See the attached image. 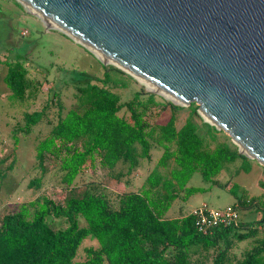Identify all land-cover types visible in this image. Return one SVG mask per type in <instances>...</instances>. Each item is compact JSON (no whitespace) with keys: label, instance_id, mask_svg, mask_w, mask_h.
Listing matches in <instances>:
<instances>
[{"label":"trees","instance_id":"16d2710c","mask_svg":"<svg viewBox=\"0 0 264 264\" xmlns=\"http://www.w3.org/2000/svg\"><path fill=\"white\" fill-rule=\"evenodd\" d=\"M22 60V57L3 60L6 66L3 81L10 90L9 98L17 101L35 99L40 87V82L29 76ZM103 70L102 77L94 82L77 86L75 107L59 115L49 135L39 140L35 152L37 165L44 171L45 157L56 158L63 188L70 191L87 165L96 161L99 166L113 170L122 163L131 173L140 158H152L150 150L154 145L162 149L155 168L138 190L129 189L119 196L117 208H111L107 197L96 191L97 185L96 190L71 194L63 202L44 194L21 202L1 218L0 264H204L200 259H192V255L198 249L214 248L218 251L211 264H264V238L241 259H232L228 252V237L233 234L239 241L250 237L264 216L257 224L239 221L236 226L216 227L210 234L198 231L189 213L174 218L166 216L175 199L185 200L205 189L187 187L195 171H200L204 180L216 182L214 177L223 165L236 159L242 160L239 170L249 171L248 157L240 154L231 141L218 142L213 148L207 146L194 119L195 103L189 105L190 114L180 127L176 126V110L182 106L158 100L151 92L135 91L121 103L119 94L109 86L120 80L110 71L128 74L112 65L104 66ZM158 105L169 106L170 114L163 121L151 123L148 112ZM122 107L126 112L121 115ZM42 116L43 111L25 113L24 130L29 131ZM204 123L214 139L219 130ZM170 161L173 167L167 174L161 173L159 167L167 168ZM41 185L42 177L32 178L28 183L29 188ZM227 188L246 206L259 203L264 212V199L243 200L235 184ZM79 215L86 220V226L79 225ZM50 216L63 218L66 226L54 228L47 220ZM242 229L247 230L240 232ZM88 237L96 239L98 247H88L86 258L76 260L80 245Z\"/></svg>","mask_w":264,"mask_h":264},{"label":"water","instance_id":"95a60500","mask_svg":"<svg viewBox=\"0 0 264 264\" xmlns=\"http://www.w3.org/2000/svg\"><path fill=\"white\" fill-rule=\"evenodd\" d=\"M16 1L264 167V0Z\"/></svg>","mask_w":264,"mask_h":264},{"label":"rangeland","instance_id":"374dc122","mask_svg":"<svg viewBox=\"0 0 264 264\" xmlns=\"http://www.w3.org/2000/svg\"><path fill=\"white\" fill-rule=\"evenodd\" d=\"M16 57H22L29 76L40 82L35 99L17 101L9 98L10 90L3 81L6 72L3 60ZM109 65L103 64L90 50L60 30L47 28L40 18L26 10L18 1L0 0V223L4 214L14 211L21 202L32 200L40 194L47 195L56 202H63L64 198L71 194L82 195L86 189L96 190V185L99 189L96 191L107 197L110 207L117 208L119 196L129 189L138 190L144 182L146 173L155 168L162 149L154 145L150 150L152 158L150 160L140 158L136 172L129 173L127 166L122 163L116 165L113 170H108L95 161L93 165L85 167L70 191L63 188L62 173L56 158L49 155L45 157L44 171L37 165L35 159L37 143L49 135L59 115L75 107L77 86L94 82L97 77H102L104 66ZM110 74L120 80L109 86L119 94L121 103L129 100L135 91L139 90L143 94L150 92L143 82H139L129 74L127 76L114 71H110ZM151 93L155 94L158 100L169 101L158 93ZM32 111H43V116L26 132L24 115ZM125 112L124 107L119 111L121 115ZM169 114V106L162 108L158 105L150 109L147 119L151 123L163 121ZM189 114L190 106L177 109L176 126L182 125ZM194 119L198 124V133L204 137L209 148H213L218 142L231 141L222 131H218L213 139L208 134L205 121L198 112ZM15 137L18 141H15ZM248 159L249 171L239 170L242 160L236 159L223 165L220 173L214 177L216 182L204 180L200 171H195L187 182V187L205 189L190 195L185 200L181 197L175 199L172 207L178 205L182 212L186 213L202 203L216 209L235 206L239 221L257 224V221L264 216L260 204L246 206L245 201H240L227 188V185L235 184L243 200L245 197L264 199V167L255 160ZM173 165V161H170L167 168L159 167V170L167 174ZM36 177H42L41 187L29 188V181ZM62 219L50 216L47 220L54 228H63L66 222ZM78 223L81 227L87 225L81 215L78 216ZM261 223L256 232L244 240L239 241L233 234L228 237V252L232 259L243 258L247 251L264 238V221ZM246 230L242 229L240 232ZM91 246L98 247L97 240L89 237L84 239L78 249L76 260L85 259L86 249ZM221 247H224L223 243ZM217 251L218 248L208 251L198 249L192 255V259H200L204 264H211Z\"/></svg>","mask_w":264,"mask_h":264},{"label":"built area","instance_id":"2783aa9c","mask_svg":"<svg viewBox=\"0 0 264 264\" xmlns=\"http://www.w3.org/2000/svg\"><path fill=\"white\" fill-rule=\"evenodd\" d=\"M189 214L193 216L197 230L204 234H210L216 227L236 226L239 222L237 209L233 206L216 209L202 203L193 207Z\"/></svg>","mask_w":264,"mask_h":264},{"label":"crops","instance_id":"0c3cea01","mask_svg":"<svg viewBox=\"0 0 264 264\" xmlns=\"http://www.w3.org/2000/svg\"><path fill=\"white\" fill-rule=\"evenodd\" d=\"M180 126H181V125H180ZM180 126H179V127H180ZM133 172H136V171L134 170ZM148 173H149V172H148ZM148 173H146V175L144 176V179H143V180H145V177L147 176ZM142 183H143V182H142ZM134 190H135V189H134ZM174 209L176 210V212H174ZM189 211H190V210H189ZM189 211L186 212V213H189ZM186 213H183V212H182L180 206L175 205V206L172 207V204H171L169 210L166 212V216H168L169 218H174V217H179V216H181V215H183V214H186Z\"/></svg>","mask_w":264,"mask_h":264},{"label":"bare ground","instance_id":"6f19581e","mask_svg":"<svg viewBox=\"0 0 264 264\" xmlns=\"http://www.w3.org/2000/svg\"><path fill=\"white\" fill-rule=\"evenodd\" d=\"M106 61H109L108 59H105ZM144 83V82H143ZM148 89H154V87L152 85H150L149 83H144Z\"/></svg>","mask_w":264,"mask_h":264}]
</instances>
